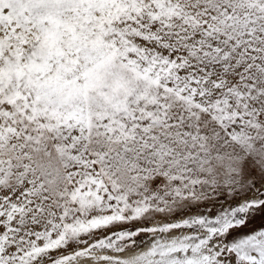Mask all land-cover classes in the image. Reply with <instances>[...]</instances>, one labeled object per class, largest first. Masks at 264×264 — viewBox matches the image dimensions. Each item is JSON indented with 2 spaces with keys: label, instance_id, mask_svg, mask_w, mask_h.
I'll return each mask as SVG.
<instances>
[{
  "label": "snow or ice",
  "instance_id": "snow-or-ice-1",
  "mask_svg": "<svg viewBox=\"0 0 264 264\" xmlns=\"http://www.w3.org/2000/svg\"><path fill=\"white\" fill-rule=\"evenodd\" d=\"M0 264H264V0H0Z\"/></svg>",
  "mask_w": 264,
  "mask_h": 264
}]
</instances>
